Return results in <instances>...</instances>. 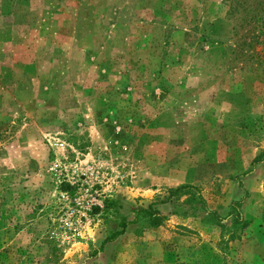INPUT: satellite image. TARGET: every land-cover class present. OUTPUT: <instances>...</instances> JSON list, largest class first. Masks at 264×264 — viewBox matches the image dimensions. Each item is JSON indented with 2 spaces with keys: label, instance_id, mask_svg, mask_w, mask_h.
Instances as JSON below:
<instances>
[{
  "label": "rangeland",
  "instance_id": "obj_1",
  "mask_svg": "<svg viewBox=\"0 0 264 264\" xmlns=\"http://www.w3.org/2000/svg\"><path fill=\"white\" fill-rule=\"evenodd\" d=\"M262 154L264 0H0V264H264Z\"/></svg>",
  "mask_w": 264,
  "mask_h": 264
},
{
  "label": "trees",
  "instance_id": "obj_2",
  "mask_svg": "<svg viewBox=\"0 0 264 264\" xmlns=\"http://www.w3.org/2000/svg\"><path fill=\"white\" fill-rule=\"evenodd\" d=\"M264 162V154L262 155H258L257 157H255L252 160V164H251V168L249 169V172H251L255 166L259 165L260 163ZM247 172H244L242 174H239L235 177V180L238 181V183L240 184V186H242V177L246 174ZM187 192H192L193 196L196 198V201L198 203H200L202 205V208L207 212L208 215H210L212 220H215L216 222L221 223V220H223L224 217H222L216 210H210L205 203V200L202 198V196L198 193L197 189L195 188V186H193L192 184H184L181 186H178L176 188H171L169 195L162 200H159L157 202H152L148 205V207H138L135 208V212H142L143 214H146L149 217V221L152 224H158L159 220H161L163 217L160 213V211L154 207L155 204L157 203H166L171 201L173 198L177 197L180 194L183 193H187ZM249 196V192L247 191L244 195V197H248ZM244 198L241 199H237L231 202V213H229V215H231L233 217V221L235 222H242L244 220L243 217V211H242V205L244 203ZM137 217H135L132 221L129 220H124L122 222V227L120 230L115 231L113 233H111L110 235H108L103 241H102V246L108 242V241H112L114 239H116L119 235L123 234L128 226L129 223L133 222L134 220H136Z\"/></svg>",
  "mask_w": 264,
  "mask_h": 264
}]
</instances>
